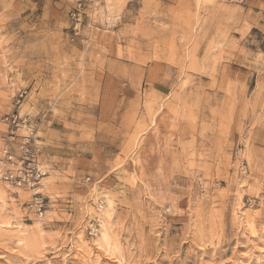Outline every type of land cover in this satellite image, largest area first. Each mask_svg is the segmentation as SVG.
<instances>
[{
	"label": "rangeland",
	"instance_id": "1",
	"mask_svg": "<svg viewBox=\"0 0 264 264\" xmlns=\"http://www.w3.org/2000/svg\"><path fill=\"white\" fill-rule=\"evenodd\" d=\"M25 138L0 264H264V0H0V159Z\"/></svg>",
	"mask_w": 264,
	"mask_h": 264
},
{
	"label": "built area",
	"instance_id": "2",
	"mask_svg": "<svg viewBox=\"0 0 264 264\" xmlns=\"http://www.w3.org/2000/svg\"><path fill=\"white\" fill-rule=\"evenodd\" d=\"M81 5L80 3L79 7H81ZM75 15L76 13H74V16ZM74 28L75 34H78V23H76ZM28 140V138H25L24 142L21 144V152L23 154L20 157L14 154L8 146L3 149V156L0 159V178H4L18 186L35 188L40 183V179L44 175V172L36 163L32 152L27 146ZM248 201L251 205L264 202V195L259 198H250ZM28 206L37 217H44L46 213V199L43 195L38 194V190H35V194Z\"/></svg>",
	"mask_w": 264,
	"mask_h": 264
}]
</instances>
